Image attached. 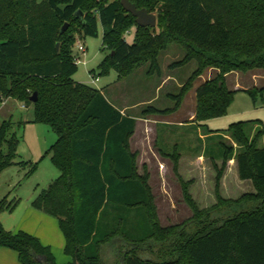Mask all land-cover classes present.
Here are the masks:
<instances>
[{"label": "trees", "instance_id": "trees-1", "mask_svg": "<svg viewBox=\"0 0 264 264\" xmlns=\"http://www.w3.org/2000/svg\"><path fill=\"white\" fill-rule=\"evenodd\" d=\"M129 1L155 15L156 27L137 26L120 0H0V101L13 99L32 107L34 122L50 126L58 136L52 151L60 177L33 203L34 208L59 221L71 264H105L104 249L115 245L118 264H264V147L258 146L264 131L251 139L246 135L247 123L232 124L228 132L239 150L222 142L221 153L211 157L217 204L200 209L189 191L193 181L180 176L194 215L188 226L163 228L149 177L146 172L139 174L138 155L131 151L137 119L123 115L98 89L74 81L78 65L71 36L73 26L80 25L82 37L83 33L98 37L101 25L103 47L109 54L98 73L106 76L113 70L120 80L147 63L150 75L161 76L160 54L172 45L181 46L185 57L170 68L196 62V71L180 94L171 96L174 110L150 106L141 118L178 110L193 83L212 68L217 77L196 93V119L206 122L225 117L233 102L235 91L224 84L227 74L264 71V0ZM65 24L70 28L62 32ZM133 28V41L128 42ZM245 91L255 99L264 87ZM35 93L38 99L32 103ZM9 125L0 127V175L15 165L19 144L15 138L7 140ZM4 143L11 151L7 155L2 152ZM161 153L174 161L178 174L180 154ZM232 161L239 179L254 190L237 200H227L221 192ZM15 206L16 202L2 199L0 215ZM234 206L249 209L211 219L222 207ZM0 247L17 253L21 264H58L38 238L10 233L1 222ZM156 249L161 254L154 258L136 255L142 250L155 255Z\"/></svg>", "mask_w": 264, "mask_h": 264}, {"label": "rangeland", "instance_id": "rangeland-1", "mask_svg": "<svg viewBox=\"0 0 264 264\" xmlns=\"http://www.w3.org/2000/svg\"><path fill=\"white\" fill-rule=\"evenodd\" d=\"M99 28L98 37H88L84 33L82 37L80 25L73 26L71 36L73 34L76 43L72 48L73 57L78 52L77 44L80 42L84 43L87 48V63L86 65L78 64V73L73 79L77 83L99 89L117 106L127 107L129 115L139 118L141 122L138 127L136 125L137 130L133 141L135 148L139 149L136 153L138 155L136 163L139 174L143 175L146 172L149 177L148 183L152 187L154 209L159 218V224L163 228L184 224L188 226L194 212L187 203L179 177L181 176L185 181L193 180L189 191L200 209H207L217 204L216 171L213 168L211 157H216L221 153L220 143L222 142L233 146L236 151L239 150L232 134L228 132L232 124L247 123L245 131L251 139L261 130L264 131V93H258L254 99L245 91L264 87V71L259 69L248 72L235 71L225 76V86L235 91L233 102L225 117L206 122H198L196 119L197 89L202 84L215 80L218 75V71L211 68L193 83L192 89L183 99L178 110L164 116H148L152 117L153 121L143 123L148 119L147 117L141 118L142 113L150 106L160 110H174L176 101L171 96L180 94L182 87L196 71L197 63L191 62L185 67L172 70L170 66L181 62L185 57V51L181 46L172 45L159 56L161 76L150 75L148 63L127 79L120 80L117 72L113 70L108 75L101 76L98 73V67L109 51L103 47V28L101 25ZM135 32L136 28H133L131 35L126 37L128 42L133 41ZM93 70L98 74L97 84L92 82L94 75L91 71ZM222 84L223 82H220V86ZM6 105L4 108L0 103V127L10 122L7 140L15 138L19 144L14 153L15 165L5 169L0 175V202L6 198L9 202H16V206L12 211L3 212L0 215V222L6 231L15 234L22 229V226H19L21 228L17 230L20 223L23 225L31 220L30 209L36 212L33 203L60 177L53 161L52 151L58 141V136L50 126L34 122L32 108L24 109L23 104L18 102L6 103ZM165 122L168 125L164 126ZM130 146H132L131 142ZM258 146L264 147V137L259 140ZM150 148L159 153L163 151L183 155L179 161L178 174L174 172V161L163 156L162 153L161 157L169 158L167 162L161 165H146L144 169L141 164L143 161L139 156L144 149L149 150ZM2 152L5 155L11 152L7 143L3 144ZM221 164L222 162L219 161L218 165L221 166ZM238 175L234 165L230 162L224 174L226 181H222L223 190L221 191L227 200H237L242 195L241 191L245 187L238 186L236 183ZM246 209H249V206L222 207L219 211L212 213L211 219H220ZM37 232L38 230L35 229V233ZM130 249L131 247H128L127 250ZM51 250L58 263L71 264L70 257L64 249L55 246ZM117 250V245L104 249L105 264L120 262V257L116 255ZM154 252L156 254L152 255L149 251L142 250L136 255L143 259L154 258L157 254H161L158 250Z\"/></svg>", "mask_w": 264, "mask_h": 264}, {"label": "crops", "instance_id": "crops-1", "mask_svg": "<svg viewBox=\"0 0 264 264\" xmlns=\"http://www.w3.org/2000/svg\"><path fill=\"white\" fill-rule=\"evenodd\" d=\"M106 91H108V90H106ZM103 94L105 95L104 92H103ZM107 99L114 106H116L122 112L123 115H126V114L129 115L127 113V111H128L127 107H125V106L124 107L117 106L108 97H107ZM12 102H18V101H14L12 99H9V100L7 99L6 100L4 98L0 101V103L2 104V106L4 108L7 106L6 103H12ZM18 103H20V102H18ZM31 108L32 107H27V109H31ZM135 118L137 119V124L136 125L138 127V125L140 124L141 121H139L138 117H135ZM147 119L148 120H144L143 123H150V122L153 121V120H151L152 117H147ZM155 123H159V122H155ZM163 125L165 126V125H168V124L165 122ZM137 127H136V130H137ZM135 134H136V131H135ZM135 134H134V136L131 139V145H132L131 146V151L134 154L139 152V149L135 148V145L133 143ZM174 149H176V148H174ZM167 154H169V153H167ZM140 155L141 156H139V158H140L141 161H143L141 163L143 168H144V166L146 167V165L150 166V165H156V164H160V165L164 164L169 159V158L167 159V158L161 157V153H159L155 149H151V148L149 150L148 149H144V152L140 153ZM182 158H183V155H181V159ZM148 161H149L150 164L148 163ZM232 164L235 167L236 174H238L236 163L234 161H232ZM191 168L193 169L194 165L191 166ZM237 179H238V182H236V183L238 184V186L245 187V188L242 189L243 191H241L242 195L247 194V193H251L252 191H254L252 186H251V184H249L248 182L241 181L239 179V177ZM224 181H226V178L223 179V182ZM35 211L36 212H34L33 210L30 209L29 214H31L30 216H32L31 220L30 221L29 220L26 221V223H24L23 225H21V223H20V225H18V227H17V230H19V228H21L19 226H22L23 230L21 229V231H17V232L18 233L19 232H25V233H28V234H30L32 236L35 235L34 237L38 238L43 246L49 247L50 249L54 248L55 246H57L59 248L64 249V251H65L66 241H65V236L62 233L63 231H61V229H60L59 221L56 218L51 217L50 215L44 214V213H42L40 211H37L36 209H35ZM35 229L38 230L37 233H35ZM17 232H15V234H17ZM55 259H56V257H55ZM70 260L72 262L71 257H70ZM0 264H21V263L19 262L17 253H15V252H13V251H11L9 249H5V248H1L0 247ZM58 264H60V263H58Z\"/></svg>", "mask_w": 264, "mask_h": 264}, {"label": "water", "instance_id": "water-1", "mask_svg": "<svg viewBox=\"0 0 264 264\" xmlns=\"http://www.w3.org/2000/svg\"><path fill=\"white\" fill-rule=\"evenodd\" d=\"M121 5L123 9L127 12L130 13L133 17L136 19V24L137 26L141 28H155L157 25V17L155 15H150L147 11L145 10H138V8L132 4L129 0H120ZM83 15V12L79 11L77 13L78 17H81ZM69 25L65 24L64 28H62V32H66L69 29ZM58 47V46H57ZM38 99L37 94L35 93L31 97V102L35 103ZM124 262L122 261V264Z\"/></svg>", "mask_w": 264, "mask_h": 264}, {"label": "built area", "instance_id": "built-area-1", "mask_svg": "<svg viewBox=\"0 0 264 264\" xmlns=\"http://www.w3.org/2000/svg\"><path fill=\"white\" fill-rule=\"evenodd\" d=\"M77 54L74 55V61L76 62V64H85L86 65V53H87V48L84 45V43H79L77 44ZM94 76H92V82L93 84H97L99 82V79L97 78V75L93 74ZM23 108L26 109V106L23 105Z\"/></svg>", "mask_w": 264, "mask_h": 264}]
</instances>
